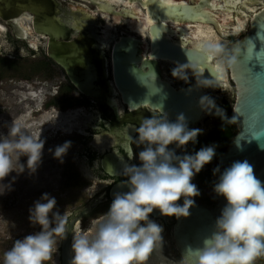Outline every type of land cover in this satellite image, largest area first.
I'll use <instances>...</instances> for the list:
<instances>
[{"label": "clouds", "instance_id": "obj_1", "mask_svg": "<svg viewBox=\"0 0 264 264\" xmlns=\"http://www.w3.org/2000/svg\"><path fill=\"white\" fill-rule=\"evenodd\" d=\"M204 50L218 58L221 65L229 66L236 62L239 51L230 53L223 44L212 40ZM171 75L185 83L194 78L195 84H190L188 92L217 87L190 62H175ZM198 103L206 115L217 116L222 122L236 119L228 118L207 93L200 96ZM5 127L7 132H0V196L13 191L15 181L25 172L30 177L37 174L46 142L16 119ZM135 132L134 143L139 149L135 158L139 163H127L122 169L127 179L120 188L127 190L114 193L92 238L79 231L73 235L69 264H149L154 251L163 248L165 230L151 218L152 214L158 211L160 216L176 219L191 215L195 198L201 195L193 181L216 158L217 145L190 151L189 144H198L204 130L190 127L184 113H178L175 119L145 117ZM71 147L72 141L68 140L48 151L64 163ZM212 173L216 177L212 190L226 203L201 244L189 246L179 261L168 264H253L257 257L264 256V180L258 178L247 159L234 160L223 168L218 163ZM28 211L30 224L38 225L39 231L16 239L3 253V264H47L59 249L56 238H66L69 217L58 209L55 196L42 193Z\"/></svg>", "mask_w": 264, "mask_h": 264}, {"label": "water", "instance_id": "obj_2", "mask_svg": "<svg viewBox=\"0 0 264 264\" xmlns=\"http://www.w3.org/2000/svg\"><path fill=\"white\" fill-rule=\"evenodd\" d=\"M249 1L258 3L259 6L250 14L247 32L232 44V52L239 51L236 62L228 65V77L234 88L232 102L234 98L235 101L232 111L237 118V132L220 155L219 162L226 167L234 160L247 159L254 166L258 178L264 180V1ZM149 3V13L163 15L164 20L183 21L194 18L190 15L193 8L190 5L159 6L152 1ZM115 8L109 3L100 5L102 11L111 12ZM194 15H198V12H194ZM22 19L28 20L29 29L22 24ZM1 20L16 38L26 40L33 51L38 50L37 39L40 35L47 36L48 56L65 68L77 89L97 99L100 105L112 103L119 106L117 95L120 94L123 104L132 109H141L145 104H150L154 108L169 112L172 116L184 113L187 118L190 112L201 109L191 106L192 97L204 95V89L188 92L190 85L176 88L168 82H155L153 79L159 76L156 62L140 55V45L144 44V40L125 35L123 30L120 31L122 36L114 42L111 52V79L109 58L106 56L109 39L106 35H101L106 33V27L110 23L106 18L107 25L104 26L103 21L88 6L72 3L66 6L62 0H0ZM212 22L216 24L214 20ZM164 24L166 23L150 27L153 36L152 58H169L191 64L204 60L197 50L188 46L189 40L177 44L166 41L165 38H158V31H167ZM184 26L185 28H180L182 35L187 33L186 29L189 28L188 24ZM31 27L35 36L28 31ZM114 31L118 33L115 27ZM114 38L117 39V34ZM0 48L13 53L7 32L0 36ZM22 52L26 53L25 50ZM150 62L149 72H144L138 65ZM218 72L217 66L207 64L205 77L213 79L215 83H223L224 80L219 77ZM108 163L107 157L104 158L103 166L110 171ZM123 181L111 186L108 191L111 199L116 191L127 190L120 188ZM99 200L100 197L92 198L86 205L67 214L69 222L66 226V238L60 243V264H69L73 255L71 243L77 221L89 214ZM225 203L217 206L223 207ZM190 212L189 217L179 219L176 229V238L182 254L189 246L195 248L201 244L207 235V218L213 215L207 211L206 204L199 202H196Z\"/></svg>", "mask_w": 264, "mask_h": 264}, {"label": "flooded vegetation", "instance_id": "obj_3", "mask_svg": "<svg viewBox=\"0 0 264 264\" xmlns=\"http://www.w3.org/2000/svg\"><path fill=\"white\" fill-rule=\"evenodd\" d=\"M62 1L66 6L70 3L75 5L83 4L85 6H88L97 14V17L101 21H103L104 26L107 25V22L106 17L100 13L103 12L100 9V5L102 3H109L112 6L116 7L114 11L107 12L109 14L108 22L110 24H113V26L111 25V31L101 34L106 35V37L109 39V49L106 50V56L109 58L110 76L112 75L111 52L113 44L116 40L120 39V37L122 36L120 35V31L123 30L126 32L125 35H131L139 38L140 40H144V44L141 43L140 45V55L144 58L154 60L156 62V71L159 76L157 75L158 77H155L153 80L157 83L168 82L176 88L189 86L190 84L194 85L195 79H190L189 83L174 79L171 75V69L175 66V62H177V60L151 57L153 36L150 27L152 25L162 24L163 22L166 23L164 24V26L166 27L167 31H158V38H165L166 41H171L177 44L189 40L188 46H190V48L192 49L197 50L199 54L204 57V60L202 62L195 63V65H197L198 68L202 71V75L204 77L207 71V64L216 66V61H218V58L209 56L204 50V45L206 44V42H208V40H203L200 44H197L195 42L196 25L200 23L204 25L210 24L214 26L217 30L218 35L220 36L218 42L220 43L221 41H228V49L230 53L232 52V44L247 32L246 30V32L241 36H239L238 38H234V35L238 33L231 31L229 33H222L218 30V23H221L219 21L221 18L217 15V12H215V10L217 9L215 7V3L216 1L222 0H148L147 4L144 3V0H93V2L89 0ZM149 1H152L153 4L159 6H174L176 4L190 5L191 7H193L191 9L193 13L191 12L190 15L194 18L192 19L191 17L183 21H174L173 19L164 20L163 15H151L149 13ZM230 2H233L230 5L231 7H233V12L235 14H240L242 13V11L248 14L247 27H249V17L251 12L253 11L249 10V6L254 5L258 8L259 4L251 2L249 0H230ZM245 8H247L248 10H246ZM194 12H198V15H194ZM146 15L151 22L147 25V27H145V34H142L133 29L132 25L136 24L140 20L144 22V20L146 19ZM116 17L120 19V22H118V19ZM212 20H214L217 25L214 24ZM185 24H188L189 28L186 29L187 33H184V35H182L180 28H185ZM114 27L118 29V33L114 31ZM115 34H117V39L114 38ZM40 38L42 42L44 40L47 41V39H44L42 35H40ZM11 47L15 56H28L31 54L35 55L36 52L29 48L28 42L26 40H20L18 38H16L15 42H11ZM23 50L26 51L25 54H23ZM48 58L63 70L70 85H72V87H74V89L78 92L80 99H82V101L86 103L85 107L90 109V120L84 121L83 128L80 131H76L82 136V144L85 146L84 150L82 151V166L85 173L87 174V178H98L99 180L105 182L104 191L97 192L93 194V196H91V199L100 197V200L98 201L96 207L101 203L105 205L104 209H102L95 216L93 215L94 217L88 220L91 224L93 220L100 219V217H102L103 214L107 212L108 207L112 201L108 194L111 186L118 181L127 179V177L122 174L124 165L127 163H139L138 159L135 158L139 149L134 143V138L137 135L135 129L139 127L141 120L145 117L153 115L160 117L167 116L171 119H175L176 115L172 116L169 112L154 108L150 104H145L141 109H132L129 105L123 104L120 94L117 95V98H119L120 101L119 106L112 103L100 105L97 99L87 96L75 87V85L69 79L67 72L63 66L56 63L51 57L48 56ZM138 65L142 67V70L144 72L151 71V62L144 63L143 65L139 63ZM226 67L228 69V65H226ZM228 81L229 82L227 84L224 82H218L216 83L217 87L215 89L207 88L204 89V92L214 97L217 105L224 110L227 117L232 118L235 117L232 111L235 98L233 103H231L226 96V93L230 91V88H233V83L229 77ZM35 82V86H38L36 88H40L41 86L44 87L43 81L39 80ZM48 87L49 90L47 92H49L50 94L56 95L59 92L57 90H55L54 92L50 90L52 88H56L53 87L52 82L48 84ZM219 92H221L222 94H219ZM200 96L194 95L192 97V107L196 108L198 106L200 108L198 103ZM47 98L48 95H46L42 110H40L39 112H35L34 116H41L42 112H45L46 110L51 108V105L46 100ZM29 104L35 106L36 103L31 100L29 101ZM25 110L26 105L22 104L18 107V109H16L8 116L5 113H2L0 115V121L4 125V123L8 120V117L11 118V120L16 119L21 114H23ZM60 110L64 111L62 108ZM187 119L189 121L190 127L201 128L204 130L203 134L199 136L198 144H196L195 146L189 144L190 151L198 149L203 145L213 143L217 145L216 158L212 161V163L206 165L193 181L201 190V195L195 198L196 202L206 204L207 211L213 213L211 217L207 218V234H209L213 228L215 219L217 216H219L220 210L222 208L218 207L217 204L226 202L223 197L215 196L212 190V184L216 180V177L213 175L212 170L218 163L222 168L224 167L223 164L219 162V157L226 150L237 132V118L234 122H222L219 117L206 115L204 111L199 109L198 111L190 112ZM62 135L65 134L61 133V136ZM65 141L66 139L64 138V142ZM130 154H132V158H130ZM106 157L109 161L108 168L110 171H107L103 166V159ZM93 210L90 213H92ZM151 218L162 224L165 229L163 233V248L162 250L159 249L162 258H157V264H168V261H179L182 255L176 238V229L179 219H176L175 217L160 216L158 211L154 212ZM151 257H155V251ZM253 264H264V256L257 257Z\"/></svg>", "mask_w": 264, "mask_h": 264}, {"label": "rangeland", "instance_id": "obj_4", "mask_svg": "<svg viewBox=\"0 0 264 264\" xmlns=\"http://www.w3.org/2000/svg\"><path fill=\"white\" fill-rule=\"evenodd\" d=\"M2 23L5 24L3 21ZM247 28L246 26L241 33L235 34L234 38L245 33ZM7 36L11 42L16 41L10 28L7 31ZM220 43L229 52L228 41H221ZM46 45L47 41L44 40L35 55L28 56H15L14 53L6 52L0 48V115L5 113L8 116L22 105V103L17 102L20 96L16 92L18 89H22L21 82L33 83L41 80L44 82L45 95H48L46 100L51 107L56 106V108H62L64 111L69 108L84 107L85 121L90 120V109L85 107L86 103L80 99L78 92L70 85L63 70L48 58ZM51 82L56 88L50 90L52 92L59 91L56 95L47 92L49 90L48 84ZM36 87L38 86L36 85ZM219 94L222 93L219 92ZM226 96L233 103L232 88L226 93ZM8 120L11 118L8 117ZM6 123L3 125L0 121V126L4 127L5 130ZM64 138L66 141H72V147L64 157V163H60L48 149H54L55 146L63 144ZM45 141L43 163L37 174L30 177L25 172L15 181L13 191L0 196V264H3V253L12 247L16 239L39 231L38 225L32 226L30 224L28 210L42 193L48 192L55 196L58 209L62 213L69 214L86 205L93 194L105 189V182L98 178H87L86 176L81 160L85 146L82 144V136L79 133L74 132L62 136L59 133L57 137L48 138ZM26 159V157L22 158L25 161ZM95 185L98 186L96 191H90ZM104 206L101 203L92 213L81 218L83 233L89 234L90 238L95 235L97 229H94L88 220L104 209ZM56 239L59 242V249L53 254V260L47 264H60L61 239L60 237Z\"/></svg>", "mask_w": 264, "mask_h": 264}, {"label": "bare ground", "instance_id": "obj_5", "mask_svg": "<svg viewBox=\"0 0 264 264\" xmlns=\"http://www.w3.org/2000/svg\"><path fill=\"white\" fill-rule=\"evenodd\" d=\"M264 1V0H260ZM233 2H230V0H222V1H216L215 7L217 8L215 12H217V15L221 18L218 23V30L222 33H229L235 32L239 33L241 32L246 26L248 21V14L244 13H234L233 7H231L230 4ZM237 8V7H236ZM257 9L256 6H249V10L255 11ZM102 15H104L109 20V14L107 11L100 12ZM117 18V17H116ZM118 19V18H117ZM146 20V21H145ZM144 22L141 20L138 21L136 24L132 25V28L138 31L139 33L145 34V27L151 22L150 19L146 15V19ZM118 22H120V19H118ZM109 23V22H108ZM22 24L28 28V20L22 19ZM111 25L108 24L106 27L105 32L111 31ZM8 27L6 24L2 23L0 21V36H2L3 33L8 31ZM31 31L35 36L36 34L33 31V28L31 27ZM196 38L195 42L197 44H200L203 40L208 42L210 40L212 41H219L220 36L217 33V30L214 26L207 24H198L196 25L195 29ZM44 39H47V36H44ZM34 39V37H33ZM207 43V42H206ZM42 41L39 37L37 39V48L41 46ZM212 57V56H211ZM216 66L219 70L218 75L220 78L224 80V83H228V69L225 64L221 65L219 60L216 61ZM36 82H21L20 85L22 89L17 90V94H19L20 99L17 100V102L22 103L26 105V110L23 114H21L19 117L16 118V120L23 125L26 126V129L36 135L37 137H41L42 139H48V138H54L57 137L59 133L64 134H72L76 131H80L84 126V121L86 118L85 109L83 107H74L69 108L68 110L62 111L56 107H51L50 109L46 110L45 112H42L41 116H34L35 112H39L42 110L43 103L45 101L46 95H45V88L41 86L40 88H36L35 86ZM28 100L34 101L36 104L35 106H32L29 104ZM12 120H7V124H10ZM0 132L6 133V130L4 127L0 126ZM98 188L97 185H95L90 191H96ZM100 219H95L91 222V225L94 227V229L98 228V222ZM79 231L80 233L84 232L83 229V223L82 220L79 219L76 224V228L74 230V234ZM87 234V233H86ZM157 258H162V255L159 252V249L155 251V257H150L149 264H157L158 260Z\"/></svg>", "mask_w": 264, "mask_h": 264}, {"label": "snow or ice", "instance_id": "obj_6", "mask_svg": "<svg viewBox=\"0 0 264 264\" xmlns=\"http://www.w3.org/2000/svg\"><path fill=\"white\" fill-rule=\"evenodd\" d=\"M147 2H148V0H144V3L145 4H147ZM177 7H179V6H177ZM262 39H264V37H262ZM253 47H254V45H253ZM249 51H251V49H248ZM209 59H210V57H209ZM249 59H251V58H249ZM239 111V110H238Z\"/></svg>", "mask_w": 264, "mask_h": 264}]
</instances>
